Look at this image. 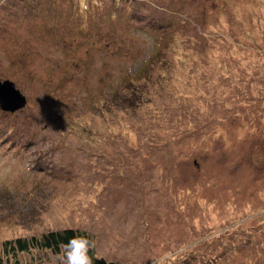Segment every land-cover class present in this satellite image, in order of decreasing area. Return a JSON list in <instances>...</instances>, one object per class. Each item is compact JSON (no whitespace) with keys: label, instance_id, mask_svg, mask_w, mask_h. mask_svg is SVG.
<instances>
[{"label":"rangeland","instance_id":"374dc122","mask_svg":"<svg viewBox=\"0 0 264 264\" xmlns=\"http://www.w3.org/2000/svg\"><path fill=\"white\" fill-rule=\"evenodd\" d=\"M83 2L0 0V264H264V0Z\"/></svg>","mask_w":264,"mask_h":264},{"label":"trees","instance_id":"16d2710c","mask_svg":"<svg viewBox=\"0 0 264 264\" xmlns=\"http://www.w3.org/2000/svg\"><path fill=\"white\" fill-rule=\"evenodd\" d=\"M97 0H84L82 3V6H84L85 10H90V6L93 7V4H96ZM167 42V40H166ZM76 236H83L89 239L92 242L91 235L87 234L84 231H77L76 229H64L62 231H52L44 235L41 240L37 241L36 238H31L29 240L17 238L10 241H4L2 245V251L7 254H11L14 256L17 252H23L30 249V246L37 247V243L40 242V246L45 249L53 250L55 253L59 250L60 245H66L70 239ZM91 248L89 249V253L91 252ZM2 261V258L0 256V263ZM210 262V261H209ZM93 264H106V261L104 259H93Z\"/></svg>","mask_w":264,"mask_h":264},{"label":"clouds","instance_id":"9594fccd","mask_svg":"<svg viewBox=\"0 0 264 264\" xmlns=\"http://www.w3.org/2000/svg\"><path fill=\"white\" fill-rule=\"evenodd\" d=\"M92 246V242L86 237H73L63 245L65 250L61 257L63 264H93V259L88 254Z\"/></svg>","mask_w":264,"mask_h":264},{"label":"water","instance_id":"95a60500","mask_svg":"<svg viewBox=\"0 0 264 264\" xmlns=\"http://www.w3.org/2000/svg\"><path fill=\"white\" fill-rule=\"evenodd\" d=\"M26 105V98L15 87L14 83L5 79L0 81V109L11 111Z\"/></svg>","mask_w":264,"mask_h":264},{"label":"bare ground","instance_id":"6f19581e","mask_svg":"<svg viewBox=\"0 0 264 264\" xmlns=\"http://www.w3.org/2000/svg\"><path fill=\"white\" fill-rule=\"evenodd\" d=\"M8 80V79H7Z\"/></svg>","mask_w":264,"mask_h":264}]
</instances>
